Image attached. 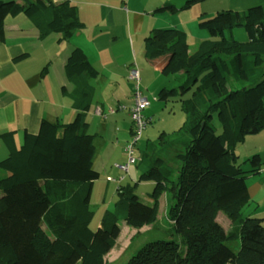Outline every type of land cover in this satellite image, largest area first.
Masks as SVG:
<instances>
[{"label":"trees","instance_id":"1","mask_svg":"<svg viewBox=\"0 0 264 264\" xmlns=\"http://www.w3.org/2000/svg\"><path fill=\"white\" fill-rule=\"evenodd\" d=\"M202 1L160 10L177 12ZM18 15L40 38L59 34L69 40L83 27L68 0H0V40L4 20ZM235 28L243 29L245 41L232 37ZM198 29L206 38L195 47L177 28L153 30L144 38V59L167 56L160 73L171 76L172 85L161 88L156 101L178 100L184 121L175 136L162 132L147 143L132 164L135 184L121 185L130 175L120 169L121 176L106 177L116 184V200L96 230L89 227L90 194L99 177L93 165L96 135L88 132L85 115L94 97L89 81L98 73L86 54L74 48L64 64L73 86L72 121L43 119L36 133H23L19 145L13 131H0L6 149L0 160V264H105L120 222L138 230L150 225L132 236L131 254L120 264H264V220L256 207L241 211L251 201L247 179L264 171V157L254 153L238 163L236 152L246 137L264 131V5L219 10L200 19ZM144 110L147 126L151 120ZM242 163L248 164L245 170ZM140 182L152 184L150 204L135 193ZM162 200L165 217L158 221ZM218 213L228 220V230L217 222Z\"/></svg>","mask_w":264,"mask_h":264},{"label":"crops","instance_id":"2","mask_svg":"<svg viewBox=\"0 0 264 264\" xmlns=\"http://www.w3.org/2000/svg\"><path fill=\"white\" fill-rule=\"evenodd\" d=\"M59 1L62 0H52L54 3ZM68 1L76 5L78 19L83 24L69 40L61 39L59 34L40 38L37 28L23 15L4 20V34L0 40V131H13L15 142L19 145L23 133H36L43 119L68 123L75 118L76 110L69 96L73 86L65 75L64 64L71 51L80 48L86 54L89 67L98 73L96 78L89 81L94 87V104L85 115L88 132L96 135L93 165L100 158L99 171L105 179L112 175L121 176L116 167L126 163L124 146L131 138L128 108L132 103L133 83L127 79L128 70L135 63L139 71L142 64L160 72L167 60V56L145 60L144 38L153 30L177 28L186 32L189 46L195 47L199 40L205 38L196 30L205 12H199L196 7L194 11L196 4L177 12L160 10L165 4H173L180 9L184 0ZM213 2L216 9L234 11L264 5V0ZM24 54L20 60L16 59ZM144 76L146 81H151L146 78V73ZM156 80L160 89L172 85L171 82L165 86L163 81ZM149 85L146 87L145 84L146 91ZM160 89L152 94L156 102L154 114L156 111V114L164 113L158 112L162 105L155 98ZM147 101L146 108L151 106L148 98ZM259 134L264 136V131ZM245 140L243 144H246ZM237 153L240 157L241 153ZM242 153V158L254 153L264 157V142L246 147ZM255 176L247 179L251 200L247 211L261 205L263 213L256 215L262 218L264 178L262 180ZM111 185L107 184L106 195L111 193Z\"/></svg>","mask_w":264,"mask_h":264},{"label":"rangeland","instance_id":"3","mask_svg":"<svg viewBox=\"0 0 264 264\" xmlns=\"http://www.w3.org/2000/svg\"><path fill=\"white\" fill-rule=\"evenodd\" d=\"M215 6H216V3L213 2V0H204L201 3H197L193 7H194V11L196 10L195 9V7H196L197 10L199 9V12L201 10H203L205 12V14L203 15V18H209V17H212L217 12V10H219V9H216ZM197 26H198V23H197ZM196 30L199 34L205 36V38H206L205 32L199 30L198 27H196ZM192 36L193 35H191V37ZM232 37L234 39H236L237 41H240V42L245 41L247 38L246 33L241 28H235L232 32ZM192 43H193V39H192ZM140 68H141L140 69L141 91H142V94L148 98L149 104H151L150 107L145 108L146 110H144V116L146 115L145 117H147V118L150 117L151 122L148 123L146 128L143 130L141 139L137 142L136 147L134 148V152L132 155L135 158V160L138 159V157L140 156V154L144 150L147 143L148 142H154L156 140V138L159 136V134H161L162 132H166L170 136H175L176 133L174 131H176L178 128H180L183 121H184V114L180 111V107H179L180 103L178 100H173L174 102H168L165 105L166 107H164L163 103H161L162 106L159 107L158 112L164 111L163 114H159V113L156 114L157 111L155 112V114L153 113L156 110V109H153L156 102L153 101L154 98H153L152 94H153L154 90L160 89V87H158V82H157L156 78L163 81L165 86H169L171 83V76L169 74L164 75V74H161L160 72H156L146 65L141 64ZM145 73H146V78L148 80H151V81L145 80V78H144ZM149 83H151V84L149 85ZM145 84H146V87H147V85H149V87L147 88L148 89L147 91L145 89ZM186 97H188V96H186ZM148 112H150V114L153 113V115H150ZM104 118H106L105 115H104ZM213 123L215 125L217 124V122H215V120L213 121ZM216 127H217L216 129H218L217 132L219 133L220 132L219 128H218V126H216ZM163 130H165V131H163ZM172 132H174V134H172ZM262 135L263 134H258L256 136H248L245 140L246 144H243V145H240L237 147L236 151L241 153L240 158L238 160L239 161L238 163L243 162V160L245 159V158H242V157H244L242 151H244L246 149V147H250V146L254 145L255 143L262 144L264 142V136H262ZM125 154H126V161H127L128 155H127V153H125ZM5 156H6V149L3 146V144L0 142V160L3 159ZM116 165L117 164H115V167H116ZM100 166H101V162H100V158H98V161L94 165V169L99 173V177L94 182L92 190H91V194H90V209L93 212V217H92V220L89 224V227L91 230H96L98 228L99 221H100L102 214L104 213L105 210L112 209L113 203L116 200V194H115L116 184L106 182L105 176L102 175V172L100 173V171H99L101 169ZM247 166H248L247 163L241 164V168L243 170H245ZM116 169H117V167H116ZM129 172H130L129 173L130 177L127 176L125 178V180L121 183V185H124L126 183L133 185V184H135V182H137L138 171L136 170L135 164L130 165ZM112 177H115V175H112ZM112 177H110V179H112ZM255 177L256 178L261 177V179L263 180L264 173L261 172V173L257 174ZM107 184L108 185L113 184V185H111L112 186L111 193L109 192L106 195L105 188L107 187ZM151 191H152V184L150 182H147V183L140 182V183H137V185L135 186V193L138 195L140 201H142L146 204H150V200H149L148 195L151 193ZM261 197H263L262 202L264 203V193H263V195H261ZM248 208H249L248 204L244 205L241 207V211L243 213H245V212H247ZM259 212L263 213V208L261 205L259 208H257L256 214ZM157 217H158L157 218L158 221H161L165 217V205H164L163 200L160 202ZM262 219L264 220V215H263ZM217 222H219V224L222 225L225 230L229 229V227H228L229 222L224 217V215L222 213H218ZM118 225L120 226V229H121L120 235H119L114 247L110 250L108 255L105 257V264H120L123 261L127 260V257H129L131 254V250L129 251L128 246H129V243H130L132 236H134L136 233H143L150 226V225H148L146 227L139 228V230H138L137 227H133V226L127 225L125 223L120 222V223H118ZM229 244H228L229 246L237 248L239 243L238 242H231Z\"/></svg>","mask_w":264,"mask_h":264},{"label":"built area","instance_id":"4","mask_svg":"<svg viewBox=\"0 0 264 264\" xmlns=\"http://www.w3.org/2000/svg\"><path fill=\"white\" fill-rule=\"evenodd\" d=\"M127 79L133 83V102L128 108V114L135 127L130 141L124 146V151L128 155L127 161L124 165L118 166V169L125 173H128L129 166L135 162V158L132 154L137 142L141 139L143 130L146 128V121L143 119L142 111L148 104L147 98L142 94L140 90V71L135 63H133L129 68Z\"/></svg>","mask_w":264,"mask_h":264}]
</instances>
